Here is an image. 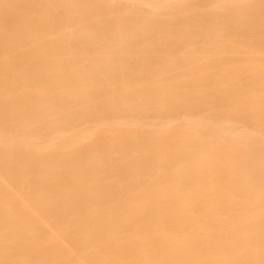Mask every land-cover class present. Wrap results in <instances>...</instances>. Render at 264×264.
Segmentation results:
<instances>
[{
    "label": "bare ground",
    "instance_id": "obj_1",
    "mask_svg": "<svg viewBox=\"0 0 264 264\" xmlns=\"http://www.w3.org/2000/svg\"><path fill=\"white\" fill-rule=\"evenodd\" d=\"M0 264H264V0H0Z\"/></svg>",
    "mask_w": 264,
    "mask_h": 264
}]
</instances>
